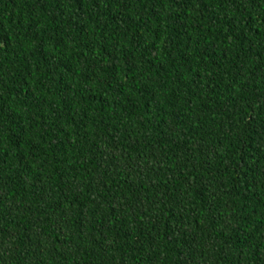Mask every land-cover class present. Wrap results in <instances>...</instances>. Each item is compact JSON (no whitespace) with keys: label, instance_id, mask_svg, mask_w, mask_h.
Here are the masks:
<instances>
[{"label":"trees","instance_id":"obj_1","mask_svg":"<svg viewBox=\"0 0 264 264\" xmlns=\"http://www.w3.org/2000/svg\"><path fill=\"white\" fill-rule=\"evenodd\" d=\"M0 264H264V0H0Z\"/></svg>","mask_w":264,"mask_h":264}]
</instances>
